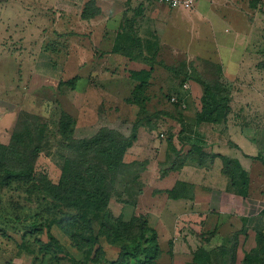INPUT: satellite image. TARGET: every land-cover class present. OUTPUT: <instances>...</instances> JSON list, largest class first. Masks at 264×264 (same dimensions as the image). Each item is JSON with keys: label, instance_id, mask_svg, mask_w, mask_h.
<instances>
[{"label": "rangeland", "instance_id": "374dc122", "mask_svg": "<svg viewBox=\"0 0 264 264\" xmlns=\"http://www.w3.org/2000/svg\"><path fill=\"white\" fill-rule=\"evenodd\" d=\"M220 5L236 8L243 20L241 25L246 27L245 35H238V41L230 45L229 57L241 61L239 68L212 64L222 59L218 57L222 51L210 42L211 34L204 29L201 35L208 34L209 42L198 41L196 36L188 41V35L183 32L172 44L174 47L156 51L137 50L124 41L117 49H93L94 45L87 47L75 39L70 45V61L64 65L55 61L53 67L30 68L27 61H0V144L15 145L17 150H22L35 175H46L54 184L64 172L72 178L76 173L85 174L88 168L92 169L100 177L96 186L104 193L110 204L107 208L115 216L120 215L124 223L144 219L156 231L159 246L156 264H193L195 257L200 258L199 264H229L232 257L233 264H263L260 235L264 230L260 231L262 228L254 223H245L242 214L247 216V212L238 208L230 215L220 216L213 213L216 211L212 207L217 206L214 194L218 195L219 185L227 181L219 173L221 158L227 157L240 165L236 156L244 159L243 164L249 168L251 161H257L259 148L255 147V152L242 148L240 140L246 139L245 134L252 135V141L258 135L264 137V0H220ZM239 46L242 48L238 50ZM21 62L25 66L17 67ZM242 64L245 65L241 67ZM188 67L192 78L184 83ZM146 74L149 78L143 91L145 101L139 106L132 99L140 82L133 77L139 75L141 80H146ZM194 77L216 82L220 95H226V120L214 126L219 130H210L205 123L197 124L204 105L203 86ZM180 97L186 100L181 102ZM62 112L73 118L78 138L87 139L101 128L111 130L101 135L109 140L114 130L125 137L133 133L134 139L122 156L126 169L113 175L105 171L103 157H89L88 161L84 160L86 164L83 159L78 160L77 153L65 148L69 142L58 132ZM134 124L137 126L132 130ZM225 125L229 128L228 137L222 139L217 133L223 135L221 127ZM169 137L176 154L167 147ZM212 138L219 141L218 145ZM114 140L117 144L122 142L119 138ZM224 141L226 145L221 147ZM196 144L206 154L214 153L216 162L210 169L197 166L201 160L197 153L188 155L196 151ZM206 154L202 158L207 161ZM173 155L176 170L162 179L167 175L162 171L169 166ZM28 186L0 187V264H83V261L91 264V259L82 258L76 247V244L86 245L85 237L90 235L84 232L87 225H81L74 240L55 225L51 233L56 242L44 227L41 232L32 231L33 215H37L38 223H43L50 204L39 192L28 194ZM172 186L180 199L199 200V209L191 210L197 205L194 202L191 206L186 202L185 206L169 199L167 192ZM237 193L239 197L242 195L241 191ZM167 200H172L169 205ZM61 211L63 214L54 210L50 218L62 219L67 211L62 207ZM68 211L72 215L77 213ZM248 211L255 212L253 207ZM88 218L92 221V239L97 238L93 249L101 247L102 260L115 261L123 245L134 246V242L125 243L124 239L115 244L108 242L110 233H104L103 213ZM68 223V230L75 231L73 223ZM239 231L238 250L232 256L227 239L223 240ZM248 254L252 259L243 263L244 255L249 257ZM130 256L131 264H139L143 258Z\"/></svg>", "mask_w": 264, "mask_h": 264}, {"label": "crops", "instance_id": "0c3cea01", "mask_svg": "<svg viewBox=\"0 0 264 264\" xmlns=\"http://www.w3.org/2000/svg\"><path fill=\"white\" fill-rule=\"evenodd\" d=\"M190 10V13L185 14ZM190 10L171 9L156 0H0V61H27L26 65L30 68L53 67L55 61L64 65L65 61H70V45L75 39L79 40V43L84 42L87 47L94 45L93 49L111 50L115 49L121 34H125L124 42L134 49L156 51L174 47L172 44L177 40V36L184 32L188 35V41L193 36H196L198 41L210 40L217 50L222 51L221 56L218 55L222 59L213 61L214 66L219 64L226 69L239 68L241 61L238 63L229 57L230 45L238 41V35L244 36L246 31V27L241 25L243 20L237 15L236 8L220 5V0H196L195 6ZM203 29L211 34L212 39L210 37L207 40L208 34L202 37ZM166 36H169V39H166ZM87 40L91 42L88 45ZM241 48L239 46L238 50ZM23 49H28L29 52H23ZM16 50L23 53H14ZM20 66L25 65L21 62L17 67ZM205 126L213 131L219 130L209 124ZM221 131L223 135L217 133L218 137L226 139L229 131L227 125L222 126ZM251 136L245 134L247 140L240 142L242 148L253 149L254 152L259 148V151H256L257 161H251L250 167L247 168L242 162L244 159L234 156L250 179L248 198L239 197L230 190L229 180L221 174L219 168V173L227 181H222L217 190L218 195L214 194L216 208L212 205L211 207L216 211L213 213H219L220 216L224 213L230 215L236 208L240 212H247V216L242 214L245 223H254L256 227L262 228L261 231L264 230V137L261 139L258 135L255 141H252ZM212 142H215V138H212ZM218 142L215 143L218 145ZM252 142L255 145H252ZM215 143L213 144L216 145ZM225 145L224 141L221 147ZM215 162L216 159L213 164ZM177 200L184 205L188 203L189 206L194 202L197 205L192 206L191 210L199 209V200ZM170 201L172 200H167L168 205ZM252 207L255 212L250 214L248 209Z\"/></svg>", "mask_w": 264, "mask_h": 264}, {"label": "trees", "instance_id": "16d2710c", "mask_svg": "<svg viewBox=\"0 0 264 264\" xmlns=\"http://www.w3.org/2000/svg\"><path fill=\"white\" fill-rule=\"evenodd\" d=\"M124 37L125 35H120L118 37L115 49L120 47L121 42L124 41ZM190 67H188V71L185 72L186 76L184 78V83L190 80L189 78H192V70ZM140 78L141 76L139 75L133 77V79L139 80L140 84L135 87L134 91L137 90V93L136 95L134 94L132 100L137 105L142 106L145 101L143 98V91L147 85L149 75L146 74V80H141ZM195 79L201 84V86H203L202 93L204 102V105L201 107L202 114L199 116L200 119L198 118L197 124L205 123L215 126L224 123L227 116L225 110H228L225 107L227 104L226 95H220L218 88H216V82L208 81L205 78ZM179 100L184 102L186 98L181 99L180 97ZM178 105L181 109L180 103H178ZM203 116L205 117L202 118ZM136 126L137 124H134L131 129L135 130ZM105 130H107V128L98 129L87 139L78 138L75 136L76 129L73 118L65 112H62L58 124V132L61 138L69 142V145H65L67 150L70 148L73 153H77L78 160L83 159L84 164H86L84 160L88 161L90 159L89 157H103L102 163L106 168L105 171L114 175L116 172H122L127 167L122 156L130 142L134 139V134L132 133L129 137H125L120 131L114 130L112 131V137L109 140L104 139V137L101 136L104 132L106 133ZM107 131L110 132L111 130ZM116 138H119L122 142L117 144L114 140ZM13 140L15 141V135ZM167 141L169 151L174 150L171 137H169ZM194 148L196 151H194V153H191L190 151L188 155L193 156L196 153L199 155L198 159L201 160L199 162L197 161L198 167L205 168L206 166L208 168L213 165L215 155L206 154L204 148L200 145L196 144ZM174 154H176L175 150ZM203 154H206L207 161L202 158ZM174 156L175 155H173L172 159H169V166L162 171L163 175L176 170L177 163ZM221 159L222 163L220 172L228 178L230 190L235 195L238 194L237 191H241V196H247L246 193H248L249 178L246 171H243L241 166L232 159L227 157H222ZM164 162H166V160ZM66 176L64 172V174L60 176L58 183L54 184L46 175H35L32 164L28 161V156L25 155L22 150H17L15 145L5 146L0 144V187H10L13 184H18V186H28V184L31 183L26 190L27 193L32 194V192H39L42 194L43 200L50 204L47 206V210H45L46 219L43 223H38L37 215H33V221L31 223L33 232H36V230H38L37 232H41L44 227L50 239L56 242L55 237L51 233V229L56 225L60 226L59 228L63 229L66 234L74 240L78 237L77 232L81 230V225L85 224L87 227L84 232L85 234L90 235L85 237L86 245L76 244V247L80 250L79 252L82 253V258L85 257V259H91V264H131L129 262L131 259L130 255H133L134 259L143 256V258L138 261L139 264H156L154 260L157 258V249L159 247L156 243L157 234L156 231L148 225L146 220L139 218V222L137 219H134L128 223H124L121 220L122 218L120 215L115 216L112 211L108 209L110 204H108L106 198H104V193L100 192L96 186V183L100 181V177H97L92 169L88 168L85 171V174L76 173L72 178ZM174 188L175 186L167 192L170 197L169 199H180V196H177L175 193L176 189ZM235 188H237V191H235ZM61 207L65 208L67 215L65 214L62 219L50 218L51 213L54 210L63 214ZM68 210L76 211L77 213L72 215ZM96 213H103L106 219L102 226L105 229V234L108 232L110 233L107 235L108 242L115 244L120 242L121 239H124L125 243L134 242L133 247L123 245L115 261L106 262L102 260L103 251L101 247L96 250L93 249L97 238L94 237L95 239H92V221L88 216ZM61 221L64 223L61 224ZM68 222L73 223L75 231L68 230ZM216 229H218V226H216ZM240 232L241 231L234 232L233 235L231 234L232 236L230 235L231 237L229 236L230 238L226 237L223 240L225 241L227 239L232 256H235L238 250ZM260 243H262L260 250L261 254H263L261 256L263 257L262 262L264 264V233L260 235ZM258 253L260 252H255L257 255ZM248 256L249 257H246V255H244L243 263L244 261L247 263L252 259L251 254H248ZM205 257L209 258L207 255ZM233 260L234 257L229 260V264H233ZM193 261V264H199L200 258L195 257L193 258ZM83 264H85V261H83Z\"/></svg>", "mask_w": 264, "mask_h": 264}, {"label": "built area", "instance_id": "2783aa9c", "mask_svg": "<svg viewBox=\"0 0 264 264\" xmlns=\"http://www.w3.org/2000/svg\"><path fill=\"white\" fill-rule=\"evenodd\" d=\"M159 3H164L171 9L182 8L184 10H190L195 6L196 0H156ZM175 101V99H171Z\"/></svg>", "mask_w": 264, "mask_h": 264}]
</instances>
